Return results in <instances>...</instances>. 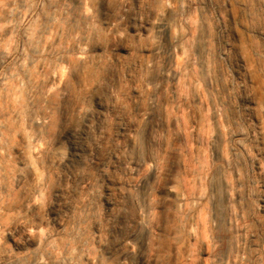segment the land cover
<instances>
[{
    "label": "clouds",
    "instance_id": "obj_1",
    "mask_svg": "<svg viewBox=\"0 0 264 264\" xmlns=\"http://www.w3.org/2000/svg\"><path fill=\"white\" fill-rule=\"evenodd\" d=\"M0 264H264V0H0Z\"/></svg>",
    "mask_w": 264,
    "mask_h": 264
}]
</instances>
